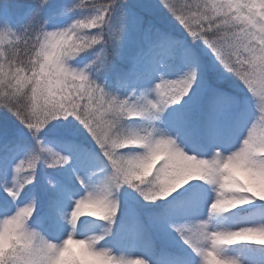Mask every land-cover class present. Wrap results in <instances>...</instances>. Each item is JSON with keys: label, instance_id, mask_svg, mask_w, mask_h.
Masks as SVG:
<instances>
[{"label": "snow or ice", "instance_id": "obj_1", "mask_svg": "<svg viewBox=\"0 0 264 264\" xmlns=\"http://www.w3.org/2000/svg\"><path fill=\"white\" fill-rule=\"evenodd\" d=\"M225 3L159 0L174 25L169 31L147 13L133 15L128 0H12L11 7L0 0V109L19 121L0 129V264H153L101 243L119 238L126 188L155 206L147 224L136 217L142 233L164 240L168 225L195 254L171 250L172 264H241L226 249L264 245V220L234 227L221 218L264 201V38ZM85 8L94 12L59 23ZM82 37L86 46H74ZM229 78L250 98L241 102L227 90ZM232 130L241 134L239 147H216ZM239 161L244 169L229 168ZM42 169L75 170V180L41 181ZM227 199L237 203L220 211ZM92 205H103L99 220L108 227L87 235L80 229L98 214L79 213ZM9 218L26 248L8 236Z\"/></svg>", "mask_w": 264, "mask_h": 264}, {"label": "rangeland", "instance_id": "obj_2", "mask_svg": "<svg viewBox=\"0 0 264 264\" xmlns=\"http://www.w3.org/2000/svg\"><path fill=\"white\" fill-rule=\"evenodd\" d=\"M103 1L104 0H97V2H100V3H102ZM182 1H185V0H169L170 3L178 4V5H180ZM65 2L68 5H72L73 3L78 2V0H65ZM133 3L136 4L140 9H144V11L147 12L148 14L158 16V17H160V19H163L166 17L165 19L168 20L169 22H171L170 24H172V26H174L173 22L170 21L171 18L169 16L168 12L159 5V0H133ZM69 14H71V13H69ZM65 17H67V16H65ZM64 18L60 19V21H59L60 24L62 23L61 20ZM169 22H168V24H169ZM61 25L65 26L63 24H61ZM135 44H136V41L134 40L133 36L130 34L129 41H128V47L134 49ZM157 79H158V75H157ZM250 95L251 94L248 93V97H244L243 101L246 98H250ZM7 113L10 115L9 118H11L12 120L16 119L9 112H7ZM253 118H254V113L252 111L251 104H249L248 120L251 121ZM15 121H17V120H15ZM9 122H10V124L13 125L12 121H9ZM17 122L18 123H16V124L19 125V121H17ZM5 127H9V126H4L3 124H0V129L5 128ZM240 135L241 134L238 132L234 135V138L230 140L229 144L225 143L224 142L225 140H224L220 143H217L216 147H225V146H227V147H239L240 140L238 137ZM226 138H228V136ZM102 168H103V162L98 161L97 164L95 165V169L101 173L99 175L100 178L97 179L96 176L93 177V179L97 183H99V180L103 178L104 171L102 170ZM73 174L75 176V171L73 172ZM58 175H69V173H67V172L56 173V172H52L51 170L42 169L40 178H41V181H43L45 176H50L51 178L55 179ZM76 190L78 192L83 191V189H81L79 187L78 183L76 184ZM120 197H121L122 204L127 203V205L125 206V208L123 206L121 207L120 222H119V225L117 226V228L115 229V231L119 234V238L113 239L112 237H109L107 239V241H102L101 243L102 244L106 243L107 246L114 247V251L116 252V254H118L119 243L122 242V240H123V243H125L126 241L124 239L130 237L129 244L127 246V250L124 253L125 255H145L146 257H149L153 261V264H172V260H173L172 258L171 259H165L164 257L158 256L156 254L154 246H157L159 244L156 241L157 239L154 238V236L156 234L155 232L151 231V229H150L149 230L150 235H149V234H144L140 230L137 229L136 232H134L133 235L131 236L128 229H127V226L129 224L130 219L136 221L137 215H139L140 218L142 217V215L139 213L141 211H144L143 215H146V221L147 222H145V224H147L148 223V212L151 208H154L155 206L154 205H152V206L147 205L138 196V194L133 192L131 189L126 188L124 191H122V193L120 194ZM261 202L262 201H255V203L258 204V206H261ZM259 209H260V211H258L259 214H263L264 213L263 212L264 207H261ZM258 212H255L254 214H257ZM207 214H208L207 208H205L204 212L201 213L200 215L206 216ZM253 216L254 215H252V214L242 216L239 213V211H236L235 209L229 213L221 214L222 219L224 217H227L226 219H224V223H226L227 225H230V226H234V227H239L241 224H244V223H247L250 221H257L258 222V221L262 220L260 217H253ZM195 218H196L195 215L181 216V217L175 218L173 222L180 224V223L187 222L189 219H195ZM86 219L91 221V223L83 226L80 229V231L84 234H87V235L100 234L105 230V228L108 227V225L105 221L99 220L97 218L87 217ZM136 224H137V222H136ZM164 231L167 234V239H164V240L160 239V241H162V244L164 243L167 246H169L170 248L174 247L177 252H181V249L185 250L182 253L186 256V259H188L187 253H191V249H189L188 246L183 243V241L179 238L178 234L175 233V231L170 226L165 225ZM147 240L150 241V244H145V241H147ZM153 241H155V244L153 243ZM241 242H242V245L243 244L244 245L250 244L252 246H256V247H252V248H255L257 253L249 254L247 252L249 249H247L246 246L241 245L242 246L241 249H240V247L239 248L235 247L236 245H238L240 243L239 242L236 245H233L230 248L226 249L225 254L230 256V257H235V258L239 259L241 261V264H262V262H264V245L256 244V243H253L250 241H241ZM191 255L194 256L195 254L191 253ZM197 259H198V257H197Z\"/></svg>", "mask_w": 264, "mask_h": 264}, {"label": "trees", "instance_id": "obj_3", "mask_svg": "<svg viewBox=\"0 0 264 264\" xmlns=\"http://www.w3.org/2000/svg\"><path fill=\"white\" fill-rule=\"evenodd\" d=\"M186 2H188V0L182 1L180 5L182 6ZM190 2L196 3V2H198V0H190ZM128 4H129V8H130V10H131V12H132L133 15H144L145 13H147V12L144 11V9H140L136 4H134L133 3V0H128ZM9 6L10 7L13 6L12 0H9ZM93 12H94V9H92V8L75 9L71 14H68L67 17H65V18L63 17L64 20L62 21L61 24H63V25L66 26V25L70 24L71 22H73V19L76 18L77 16H79L80 13H83L84 15H90ZM148 15H150L157 22L158 26L161 27L163 30L174 31V26H172V24H170L171 22H169L168 20L165 19L166 17L163 18L164 19L163 20V19H160V17H158V16H155V15H152V14H148ZM170 21H172V20H170ZM168 22H169V24H168ZM52 23H53V21L52 20H49L50 27H51ZM130 34L132 36H135L136 37L135 41H136V44H137V42H138V35H137V33L134 30H132L131 24H130ZM188 39L191 41V38L190 37ZM193 43L194 44H199L200 42L193 41ZM136 44H135V46H136ZM82 55L87 56L88 59H91L92 58L91 56H88L87 54H82ZM225 83L228 84V89L227 90L231 91L232 94H234L237 97H239L240 100H242L244 97H248V92L246 91V89H244L241 86H239L238 84L234 83L232 78L227 79L225 81ZM9 117H10V115L6 111H4V109H0V124H3L4 126H9V127L18 125V124H16V123H18L17 121H15L16 119H13L12 120ZM9 121H12L13 125L10 124ZM232 132H236L237 133V131H235V130H232ZM41 136H45V134L44 133H41ZM45 139L50 141L52 139V137L49 135V136H46ZM74 171L75 170H73L71 173H69V175L72 176L73 180H75V176L73 174ZM94 171H95V174H96L95 175L96 178L97 179L100 178L99 175L101 173L99 171H97L95 168H94ZM183 191L184 190L181 189V190H179L178 193H174L173 195L174 196H178ZM169 199H171V198H169ZM256 203L254 202V203H250V204H247V205H243L242 208H237L235 210L236 211H239V213L242 216H245V215H248V214H252V215H254L253 217H260L262 220H264V213L263 214H259V212H258V211H260L259 208H261V206H264V201L261 202V206H258V204H256ZM126 205H127V203H123L122 204V206L124 208H125ZM141 212H139L142 215L141 219H143L144 222H147L146 221V215H143L144 214V211H141ZM255 212H258V213L257 214H254ZM127 229L129 231L130 235L132 236L133 233L137 229H139V226L136 225V221L135 220H131L130 219L129 224L127 226ZM154 238L157 239L156 241L159 244V245L156 246V251L158 252V255L164 257L165 259H171V258L173 259V257H171L170 255H168V252L171 251V250H175L176 251V249L174 247L170 248L169 246H167L164 243L162 244L161 241H160V238L156 234H155ZM129 239H130V237L124 239L126 241L125 242L126 244L123 243V240H122V242L119 243L118 254H124L126 252L127 246L129 244ZM238 245H236L235 247H237V248L240 247V249H241L242 246H246L247 249H249L247 251L249 254L257 253V251L255 250V248H252V247H256V246H252L250 244H247V245L246 244L245 245L243 244L242 245V242H240ZM181 254H183V253L181 252Z\"/></svg>", "mask_w": 264, "mask_h": 264}, {"label": "clouds", "instance_id": "obj_4", "mask_svg": "<svg viewBox=\"0 0 264 264\" xmlns=\"http://www.w3.org/2000/svg\"><path fill=\"white\" fill-rule=\"evenodd\" d=\"M233 7V14L236 16L237 20L244 19L249 26L255 27L259 25V33L262 38H264V0H227V3L221 4V6ZM255 22V23H251ZM84 41V44H79L76 41L73 42L74 46L83 47L86 46L88 42L87 37L80 38ZM230 169H244L245 163L239 161L234 164L229 165ZM229 183H238L234 176L229 177ZM243 187V186H241ZM264 191V187L261 189ZM237 201L235 199H227L219 202L220 211H228L235 205ZM216 207V205H214ZM98 214V219H103L104 207L103 205H92L89 208L81 209L79 215H92ZM77 215V219L79 218ZM8 236L14 238V243L20 244L22 247H27L28 244L19 232L14 218H9L8 221ZM5 239V234L0 231V245H2Z\"/></svg>", "mask_w": 264, "mask_h": 264}, {"label": "bare ground", "instance_id": "obj_5", "mask_svg": "<svg viewBox=\"0 0 264 264\" xmlns=\"http://www.w3.org/2000/svg\"><path fill=\"white\" fill-rule=\"evenodd\" d=\"M63 20H64V19H62V20H61V22H62ZM133 38H134V40L136 39V37H135V36H133Z\"/></svg>", "mask_w": 264, "mask_h": 264}]
</instances>
